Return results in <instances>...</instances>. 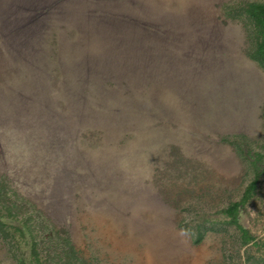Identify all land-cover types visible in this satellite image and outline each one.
Returning a JSON list of instances; mask_svg holds the SVG:
<instances>
[{
  "label": "rangeland",
  "instance_id": "1",
  "mask_svg": "<svg viewBox=\"0 0 264 264\" xmlns=\"http://www.w3.org/2000/svg\"><path fill=\"white\" fill-rule=\"evenodd\" d=\"M263 1L0 0L9 195L82 264H264Z\"/></svg>",
  "mask_w": 264,
  "mask_h": 264
},
{
  "label": "trees",
  "instance_id": "2",
  "mask_svg": "<svg viewBox=\"0 0 264 264\" xmlns=\"http://www.w3.org/2000/svg\"><path fill=\"white\" fill-rule=\"evenodd\" d=\"M244 8L249 27L248 38L251 43L248 56L264 71V1L246 4ZM255 186L256 182L251 183L239 202L232 203L223 210L233 223L237 221L240 207L248 201ZM243 234L245 238L248 237L247 232ZM57 237L58 234L53 231L52 225L27 201L15 193L9 195L4 180L0 179V238L16 239V251L22 249L16 262L18 264H82L68 239L55 241ZM58 248L61 253L58 252ZM50 251H53V257Z\"/></svg>",
  "mask_w": 264,
  "mask_h": 264
}]
</instances>
